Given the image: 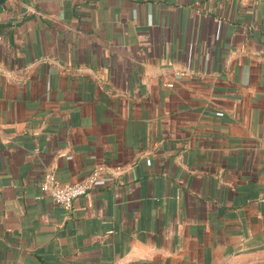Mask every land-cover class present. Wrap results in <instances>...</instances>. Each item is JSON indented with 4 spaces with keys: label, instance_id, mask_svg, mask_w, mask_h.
<instances>
[{
    "label": "crops",
    "instance_id": "crops-1",
    "mask_svg": "<svg viewBox=\"0 0 264 264\" xmlns=\"http://www.w3.org/2000/svg\"><path fill=\"white\" fill-rule=\"evenodd\" d=\"M0 264H264V0H6Z\"/></svg>",
    "mask_w": 264,
    "mask_h": 264
},
{
    "label": "built area",
    "instance_id": "built-area-1",
    "mask_svg": "<svg viewBox=\"0 0 264 264\" xmlns=\"http://www.w3.org/2000/svg\"><path fill=\"white\" fill-rule=\"evenodd\" d=\"M103 170L104 166H97L81 181L70 183L61 181L53 168L47 169L39 182V187L41 193L49 195L57 204L69 208L74 199L92 190L98 183Z\"/></svg>",
    "mask_w": 264,
    "mask_h": 264
},
{
    "label": "water",
    "instance_id": "water-1",
    "mask_svg": "<svg viewBox=\"0 0 264 264\" xmlns=\"http://www.w3.org/2000/svg\"><path fill=\"white\" fill-rule=\"evenodd\" d=\"M6 0H0V6L5 2Z\"/></svg>",
    "mask_w": 264,
    "mask_h": 264
}]
</instances>
